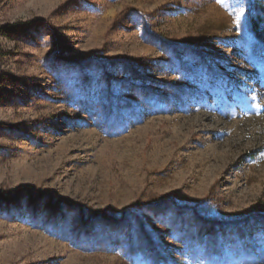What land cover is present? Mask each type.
<instances>
[{"label":"rangeland","instance_id":"1","mask_svg":"<svg viewBox=\"0 0 264 264\" xmlns=\"http://www.w3.org/2000/svg\"><path fill=\"white\" fill-rule=\"evenodd\" d=\"M261 8L0 0V264H264Z\"/></svg>","mask_w":264,"mask_h":264},{"label":"trees","instance_id":"2","mask_svg":"<svg viewBox=\"0 0 264 264\" xmlns=\"http://www.w3.org/2000/svg\"><path fill=\"white\" fill-rule=\"evenodd\" d=\"M259 11H260V14L258 16H259L261 22L264 24V8L259 9ZM253 29L255 30L254 27H253Z\"/></svg>","mask_w":264,"mask_h":264},{"label":"bare ground","instance_id":"3","mask_svg":"<svg viewBox=\"0 0 264 264\" xmlns=\"http://www.w3.org/2000/svg\"><path fill=\"white\" fill-rule=\"evenodd\" d=\"M264 196V195H263Z\"/></svg>","mask_w":264,"mask_h":264}]
</instances>
